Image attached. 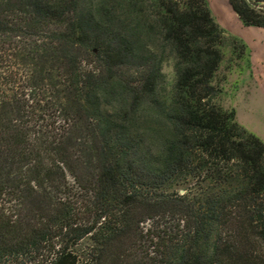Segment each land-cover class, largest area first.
I'll use <instances>...</instances> for the list:
<instances>
[{
    "label": "trees",
    "instance_id": "1",
    "mask_svg": "<svg viewBox=\"0 0 264 264\" xmlns=\"http://www.w3.org/2000/svg\"><path fill=\"white\" fill-rule=\"evenodd\" d=\"M229 3L264 28V0ZM226 48L206 0H0V264H264Z\"/></svg>",
    "mask_w": 264,
    "mask_h": 264
},
{
    "label": "rangeland",
    "instance_id": "2",
    "mask_svg": "<svg viewBox=\"0 0 264 264\" xmlns=\"http://www.w3.org/2000/svg\"><path fill=\"white\" fill-rule=\"evenodd\" d=\"M206 1L224 34L246 45V54L238 58H233L230 48L225 49V59L215 79L221 91L218 102L225 108H234L238 122L264 141V48L258 49L255 44L260 40V30L245 25L229 0ZM146 39L162 56L170 83L174 78V59L169 51L162 52L159 38Z\"/></svg>",
    "mask_w": 264,
    "mask_h": 264
},
{
    "label": "crops",
    "instance_id": "3",
    "mask_svg": "<svg viewBox=\"0 0 264 264\" xmlns=\"http://www.w3.org/2000/svg\"><path fill=\"white\" fill-rule=\"evenodd\" d=\"M256 27V26H255ZM257 28H259L258 30H260V31H257V32H260V38H257V39H260V40H258L257 42H255V44H256V47L258 48V49H260V48H264V28L263 27H257ZM257 39H255V41L257 40ZM260 41V42H259Z\"/></svg>",
    "mask_w": 264,
    "mask_h": 264
}]
</instances>
